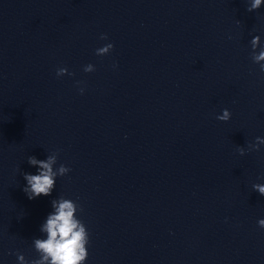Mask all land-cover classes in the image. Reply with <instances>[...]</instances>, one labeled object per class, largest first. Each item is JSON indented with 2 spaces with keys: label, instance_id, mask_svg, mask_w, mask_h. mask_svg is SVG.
<instances>
[{
  "label": "clouds",
  "instance_id": "9594fccd",
  "mask_svg": "<svg viewBox=\"0 0 264 264\" xmlns=\"http://www.w3.org/2000/svg\"><path fill=\"white\" fill-rule=\"evenodd\" d=\"M264 0H251L248 11L258 10ZM101 39H107L106 35H102ZM259 40V36L252 39L253 46ZM113 48L111 43L96 50L97 55H106ZM254 63L259 64L260 71L264 72V49L258 53H253ZM60 76V72H57ZM83 91V89H81ZM231 113L225 109L223 114L217 119L228 121ZM264 144V139L257 137L256 143L249 145L250 148L258 150L259 145ZM241 155L244 154V149H238ZM57 162L56 155H49L46 160H37L35 156L28 157L30 165H38V174L24 173L26 186L23 191L28 198L35 199L40 196H50L56 186L57 175L64 176L70 171V168L64 164H60L58 172H54L52 165ZM253 189L260 195L264 196V185L253 184ZM54 213H49L46 223L41 228V231L47 232L46 240H35L36 249L43 253L42 260L51 258V264H85L88 256L87 245L89 243V232L82 220L74 219L76 211L75 203L72 199L61 197L59 200L52 201ZM83 211V209H81ZM261 228H264V219L258 221ZM22 259V257H21ZM34 264H41L40 261H35Z\"/></svg>",
  "mask_w": 264,
  "mask_h": 264
}]
</instances>
